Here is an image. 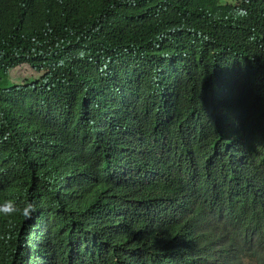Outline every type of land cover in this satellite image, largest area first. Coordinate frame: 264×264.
<instances>
[{"label": "trees", "instance_id": "16d2710c", "mask_svg": "<svg viewBox=\"0 0 264 264\" xmlns=\"http://www.w3.org/2000/svg\"><path fill=\"white\" fill-rule=\"evenodd\" d=\"M263 151L264 0H0V264H264Z\"/></svg>", "mask_w": 264, "mask_h": 264}, {"label": "clouds", "instance_id": "9594fccd", "mask_svg": "<svg viewBox=\"0 0 264 264\" xmlns=\"http://www.w3.org/2000/svg\"><path fill=\"white\" fill-rule=\"evenodd\" d=\"M242 15H246L244 10H240ZM262 163L264 165V151L261 154ZM35 210L34 206L29 203L23 207V209H17L16 205L12 201H5L0 205V214L13 215L19 211L25 218H31L32 212Z\"/></svg>", "mask_w": 264, "mask_h": 264}, {"label": "rangeland", "instance_id": "374dc122", "mask_svg": "<svg viewBox=\"0 0 264 264\" xmlns=\"http://www.w3.org/2000/svg\"><path fill=\"white\" fill-rule=\"evenodd\" d=\"M34 73L32 71H30L28 68L26 67H22V68H19V69H16L14 71H12L10 73L11 77L12 78H16L15 80H10V83H20L22 81H30V80H33V75Z\"/></svg>", "mask_w": 264, "mask_h": 264}]
</instances>
